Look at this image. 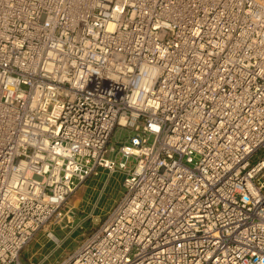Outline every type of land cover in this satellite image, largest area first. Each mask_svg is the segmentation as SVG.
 I'll list each match as a JSON object with an SVG mask.
<instances>
[{"label": "built area", "instance_id": "built-area-1", "mask_svg": "<svg viewBox=\"0 0 264 264\" xmlns=\"http://www.w3.org/2000/svg\"><path fill=\"white\" fill-rule=\"evenodd\" d=\"M99 168L59 264H264V0H0V264Z\"/></svg>", "mask_w": 264, "mask_h": 264}, {"label": "rangeland", "instance_id": "rangeland-1", "mask_svg": "<svg viewBox=\"0 0 264 264\" xmlns=\"http://www.w3.org/2000/svg\"><path fill=\"white\" fill-rule=\"evenodd\" d=\"M129 136L128 129L117 127L112 135L111 144H116L118 141L125 140ZM153 141V137L150 139V143ZM129 167H132V161L128 162ZM125 175L118 171L109 180V189L106 192L101 206L104 204L108 205L116 197H121V193L124 190L122 187V181ZM121 192H120V191ZM90 195V193H89ZM98 197V192L95 198ZM73 201V199H72ZM72 205V204H71ZM85 207L76 206L74 208L75 214L83 217L89 212L86 207V213L81 212ZM108 213L103 216L88 218L85 224H78V219L75 220L71 227H65L60 229V226L51 224L39 231L25 246L22 251V258L26 263L31 261H40L42 264H59L64 260L69 254H71L79 245V243L89 235L93 230H95L102 222V219L106 218ZM66 222H63L65 225ZM56 237H54L53 235ZM46 258V259H45Z\"/></svg>", "mask_w": 264, "mask_h": 264}, {"label": "crops", "instance_id": "crops-1", "mask_svg": "<svg viewBox=\"0 0 264 264\" xmlns=\"http://www.w3.org/2000/svg\"><path fill=\"white\" fill-rule=\"evenodd\" d=\"M118 172V171H117ZM116 172L114 173H109L108 170L104 168H99L98 173L91 175L84 183L82 186H80L75 193L71 196L69 200V204L73 206L74 208L78 205L81 207H85L81 210V212L86 213V207L89 210V212L85 215H82L83 217L79 216V214L75 215L74 222L75 220L78 219V224H85L87 222L88 218L95 219V217H100L103 216L104 214L108 213L115 205L116 203L121 199L124 190L121 193V197H116L108 205L104 204L101 206V202L106 194V192L109 189V180L114 176ZM124 181V179H123ZM123 181H122V187L123 186ZM120 191V190H119ZM98 192V197L95 198L96 193ZM121 192V191H120ZM90 193V195H89ZM73 199V201H72ZM104 221V218L102 219V222ZM74 222L69 225L68 227H71ZM102 222H99L98 225H100ZM60 229H62L60 227ZM53 235V234H52ZM54 236V235H53ZM55 237V236H54ZM56 238V237H55ZM46 259V258H45ZM40 264H42L40 261H35Z\"/></svg>", "mask_w": 264, "mask_h": 264}]
</instances>
